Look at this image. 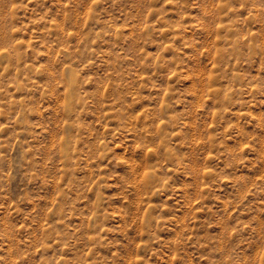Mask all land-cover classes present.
<instances>
[{
	"label": "rangeland",
	"instance_id": "1",
	"mask_svg": "<svg viewBox=\"0 0 264 264\" xmlns=\"http://www.w3.org/2000/svg\"><path fill=\"white\" fill-rule=\"evenodd\" d=\"M0 264H264V0H0Z\"/></svg>",
	"mask_w": 264,
	"mask_h": 264
}]
</instances>
